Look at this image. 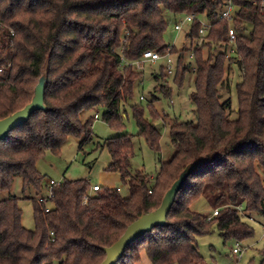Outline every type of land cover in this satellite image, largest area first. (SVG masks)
Returning <instances> with one entry per match:
<instances>
[{
  "label": "trees",
  "instance_id": "obj_1",
  "mask_svg": "<svg viewBox=\"0 0 264 264\" xmlns=\"http://www.w3.org/2000/svg\"><path fill=\"white\" fill-rule=\"evenodd\" d=\"M233 2L238 6L235 54H230V23L218 17L225 0H0V119L31 101L47 61L50 66L48 109L34 111L0 140V192L11 190L21 176L24 195L35 194L28 197L33 230L22 224L17 195L0 199V264H100L104 247L143 212L157 208L186 165L202 157L207 162L187 177L168 213L169 224L131 243L116 264H139L143 255L151 264H204L200 236L215 228L226 241L253 234L242 216L264 215V0ZM165 9L203 15L212 24L202 36L200 23L193 21L187 35L191 47L177 50L164 40ZM187 50L196 69L191 100L198 123L170 126L175 152L161 162L154 179L131 171L134 144L130 134H122L104 146L111 158L106 170L119 174L127 196L117 187L92 192L89 180L64 178L53 196L41 201L46 186L37 168L40 157L60 151L69 137L91 141L101 107L110 127L124 128L122 106L132 100L142 76L134 62L146 51L177 53L174 81L182 85ZM234 65L241 76L236 118L231 98L223 99ZM131 108L139 135L160 152L162 133L145 115L147 110L151 119L161 118L154 100L147 109ZM200 199L208 200L211 216L194 208Z\"/></svg>",
  "mask_w": 264,
  "mask_h": 264
},
{
  "label": "rangeland",
  "instance_id": "obj_2",
  "mask_svg": "<svg viewBox=\"0 0 264 264\" xmlns=\"http://www.w3.org/2000/svg\"><path fill=\"white\" fill-rule=\"evenodd\" d=\"M163 14L168 21L164 33L165 43L177 50L184 47L190 48L191 39L187 35L193 21H186L182 29L178 30L176 25L186 18V14H175L166 9ZM198 19L207 20L203 15L198 16ZM201 43L202 40H199L198 44ZM218 50L220 49L217 48L216 51ZM171 58L172 74L167 73L166 58L157 61H145L138 67L142 72L141 79L135 84L132 100L122 106L124 128L114 129L110 127L102 119L105 108L101 107L99 109L100 117L92 125L93 137L91 141L84 143L81 138L69 137L60 151H46L40 157L37 168L44 175L46 187L39 196H48V185L51 179L60 182L64 178L69 180L87 179L92 185L97 183L100 186L117 187L121 189L120 194L123 197L127 196L128 190L122 186L119 174L106 170L111 158L108 149L104 146L108 138L122 134H130L134 144L135 154L130 158L131 171L147 173L152 177V180L154 179L160 170L161 162L169 160L175 152L169 134L170 126L175 122L198 123L197 106L191 100L196 79L193 53L191 50H187L185 53L184 63L188 65V70L182 85L174 81L177 70V53L171 54ZM232 71L231 88L228 93H225L223 99L231 98L232 108L235 109L232 118H236L238 106L236 86L241 76L237 66L234 65ZM161 73L162 76H160ZM165 89H169V92H165ZM142 96L144 99L141 100ZM152 100H154L161 118L151 119L152 116L147 110L145 115L162 133L161 148L158 153L149 146L144 137L139 135V128L131 108L132 105H138L147 109L148 103ZM90 114L92 112H87L85 115ZM10 195H17L20 198L18 204L23 211L22 224L33 230L35 228L33 203L28 197L35 194L26 192L24 195L21 176L14 178L11 190L0 192V199ZM194 208L202 215H212V207L206 199H200L194 204ZM242 218L253 228V234L242 241L234 239L226 241L216 228L212 233L198 238L199 252L204 257V264H262L264 259V215L252 211L244 214ZM237 242L243 249L241 259H239L238 254L233 252ZM54 264L58 263L55 262ZM139 264H151V262L146 255H143Z\"/></svg>",
  "mask_w": 264,
  "mask_h": 264
},
{
  "label": "water",
  "instance_id": "obj_3",
  "mask_svg": "<svg viewBox=\"0 0 264 264\" xmlns=\"http://www.w3.org/2000/svg\"><path fill=\"white\" fill-rule=\"evenodd\" d=\"M49 61L45 64L42 74L34 88V94L30 102L24 107L0 119V140L7 137L14 129L25 123L30 115L37 110H47L45 103V90L48 84ZM206 157L198 158L186 165L177 179L165 192L161 204L149 211L143 212L136 220L130 223L123 234L111 245L104 247L106 257L100 264H116L123 256L125 249L134 241L149 233L157 226L169 224L167 219L178 192L184 186L189 174L197 167L204 164Z\"/></svg>",
  "mask_w": 264,
  "mask_h": 264
},
{
  "label": "built area",
  "instance_id": "obj_4",
  "mask_svg": "<svg viewBox=\"0 0 264 264\" xmlns=\"http://www.w3.org/2000/svg\"><path fill=\"white\" fill-rule=\"evenodd\" d=\"M237 10H238V6L233 2V0H225V4L222 7V9L220 10L219 15H218L219 18H223L230 23L229 28H228L229 41L232 43V48H231L230 54H235V52H236L235 47H236V40L238 37V31H237L236 27L233 25V22L236 18ZM195 20H197L200 23V30H199L200 34L202 36L206 35V33L208 32V30L212 24V21L208 20V19L206 21L199 20L198 15H195V14L186 15V18L183 21H181V23H178L176 25V28L178 30H180V29H182L183 24L186 21H195ZM161 58L167 59L166 70H167L168 74H172L173 69H172V58H171L170 51L166 52L164 54H161V53L155 52V51H146L143 54L142 58L135 61L134 64L137 67H140L145 61H157ZM141 99H144V97L142 96ZM58 184H60V182L51 179L49 182V185H48V189H49L48 196H42V197H40V200L41 201H48V199H50L53 196V187L58 185ZM99 189H100V185H98V184H93L91 187L92 192L97 191ZM85 200H87V197L85 198ZM47 210H48V208H47ZM217 213H218V211L215 210L213 215H216ZM242 251H243V249L241 248L240 243L237 242L236 247L233 248V252L235 254H238L239 259H241V257H242Z\"/></svg>",
  "mask_w": 264,
  "mask_h": 264
},
{
  "label": "crops",
  "instance_id": "obj_5",
  "mask_svg": "<svg viewBox=\"0 0 264 264\" xmlns=\"http://www.w3.org/2000/svg\"><path fill=\"white\" fill-rule=\"evenodd\" d=\"M99 113H100V111L96 112V115H97V117L95 118L96 120L99 119V117H100V116H99ZM94 122H95V121H94ZM119 177H120V176H119ZM95 184H97V183H95ZM109 187H110V186H109Z\"/></svg>",
  "mask_w": 264,
  "mask_h": 264
}]
</instances>
